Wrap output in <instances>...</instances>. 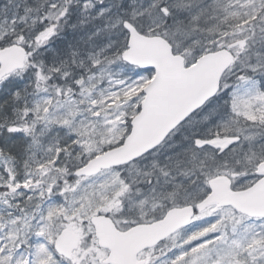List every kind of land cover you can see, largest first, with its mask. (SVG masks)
<instances>
[{"label":"snow or ice","instance_id":"obj_1","mask_svg":"<svg viewBox=\"0 0 264 264\" xmlns=\"http://www.w3.org/2000/svg\"><path fill=\"white\" fill-rule=\"evenodd\" d=\"M0 264H264V0H0Z\"/></svg>","mask_w":264,"mask_h":264}]
</instances>
